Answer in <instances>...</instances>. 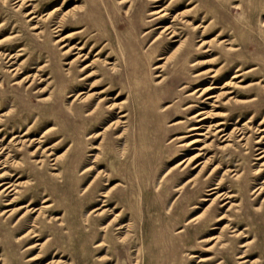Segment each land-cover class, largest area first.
Wrapping results in <instances>:
<instances>
[{
	"label": "rangeland",
	"instance_id": "obj_1",
	"mask_svg": "<svg viewBox=\"0 0 264 264\" xmlns=\"http://www.w3.org/2000/svg\"><path fill=\"white\" fill-rule=\"evenodd\" d=\"M168 4L166 23L187 4L194 6L187 19L193 23L213 20V26L204 37L201 29L192 32L190 25L175 21V27L183 31L179 41L184 39L189 46L176 65L167 62L166 80L160 85V77L155 74L162 71L154 67L179 41L169 43L166 37L158 36L160 29H153L155 24L147 22L151 18L148 12L154 8L148 0H0V54L9 55H0V173L11 174L4 181L17 184L19 175L18 181L24 183L18 186V192L16 185L15 193L2 192L0 187V264L37 262L28 258L38 248L25 249V239L17 242L26 226L22 224L17 230V219L21 216L23 223L31 221L35 212L24 213L19 207L31 202L29 208L36 209L45 204L41 203L45 196L52 205L35 218L40 234L36 243L50 236L55 244L46 248L40 264L52 258L58 260L57 264H99L98 255L110 258L105 264H133L136 259L137 264H195L198 257L191 254L214 255L207 264H238L242 260L248 261L239 264H264V189L251 194L253 188L261 184L264 187V157L254 159L264 149V24L260 22L264 18V0L159 3ZM28 11L33 13L26 15ZM64 13V28L54 33L53 26ZM80 29L83 32L72 34ZM219 32L221 37L210 45L212 51L202 52L205 47L196 49L197 39H210ZM67 33L75 36L67 41L77 46L97 33V39L81 51L86 56L83 61V57L72 54L76 50L62 53L64 49L54 43ZM225 38L237 49L228 50V45L221 42ZM18 48L22 50L17 51ZM18 53L22 55L17 56ZM194 61L199 64L192 68L189 65ZM86 64L89 66L81 69ZM111 64H115V72L110 70ZM15 67L20 68L16 73L11 70ZM238 68L240 71H236ZM91 71L95 75H88ZM198 71L203 75L194 77ZM235 73H239L238 78L230 79ZM27 74H33V79L15 84ZM230 80L236 84H228ZM91 85L94 87L90 91ZM210 85L215 87L200 95V91L190 94ZM107 87L108 93H99L108 98L100 115L110 119L103 123L85 115L98 97L86 107L75 96L80 92L98 95ZM117 93L119 96L113 99ZM109 103L128 111L124 131L122 127H110L102 132L117 118L109 116ZM208 110L211 114L203 121H196L203 114L192 117ZM174 121L180 123L170 125ZM219 121L225 124L221 125L224 133L233 127L239 131L230 140L222 141L224 137L219 139L221 133L214 129ZM194 125L199 129L189 130ZM93 132L102 135L94 136ZM121 132L122 137L116 138ZM177 135L183 138L173 139ZM102 136V152L95 158L91 146ZM27 139L33 141L28 144ZM257 139L262 141L254 143ZM20 140L26 141L18 149ZM224 144L228 145L222 147ZM36 146L40 148L30 155ZM44 147H48L45 153L41 152ZM55 156L60 158L53 165ZM34 158L43 161L35 164L31 161ZM188 158L187 164L178 165ZM202 162L205 164L200 169ZM232 169L239 174L237 177L232 175L235 171L230 172ZM99 170L108 174L109 181L97 174ZM190 178L194 182L185 183ZM219 178V191H231L235 196L209 204L214 194L205 195L206 190L216 185ZM106 183H119V191L108 201L105 209L110 215L103 212L107 219L101 223L98 211L90 210L100 207L99 193L108 189ZM123 198L129 208L122 212L121 223H127L130 215L138 223L133 236L139 252L130 245L110 248L108 252L93 250L92 240L96 239L98 228L112 219L115 200ZM225 201L232 203L228 211V204L221 206ZM236 203L238 209L233 206ZM205 206L208 210L202 216ZM121 209L119 206L116 212ZM209 213L202 233L192 222L186 223ZM47 216L52 219L48 221ZM85 219L91 222L89 227L83 224ZM220 229L221 237L215 243L205 239L218 235ZM117 231L105 235L106 242L116 241ZM123 232L124 229L120 235ZM101 237L102 233L98 239ZM128 239L131 241L132 235ZM248 239L253 241L239 247ZM222 243L227 252L221 249ZM243 251L244 258L237 259L236 255Z\"/></svg>",
	"mask_w": 264,
	"mask_h": 264
},
{
	"label": "bare ground",
	"instance_id": "obj_2",
	"mask_svg": "<svg viewBox=\"0 0 264 264\" xmlns=\"http://www.w3.org/2000/svg\"><path fill=\"white\" fill-rule=\"evenodd\" d=\"M149 1V3H152L153 4V6L152 7H154L151 11H149L148 12V15H150V17L151 18H149L148 20H147V22H149V23H152V24H155V27L153 28V29H160V31L158 32V36L160 37V36H163V37H166V39H168V41H169V43H172V42H175V41H179V39L182 37V32L183 31H179L178 29H177V27H175V21H180V23H182V24H185V25H187V26H189L190 27V30L192 31V32H198L200 29H201V32H200V35H202V36H204V35H207V33H208V31L212 28V26H213V20H210L209 22H206V20L205 19H201V22L200 23H193V22H191L189 19H187L186 17H189V15L193 12V8H194V6L193 5H190V6H187V4H186V7L184 8V9H182V10H180V11H177L174 15H172L171 17V20H170V23H166L165 21L167 20V18H168V16H169V13H168V10H169V4L168 5H164V6H162V5H159V3L161 2V1H163V0H148ZM237 1V0H236ZM22 2L23 1H21L20 3H19V5L20 4H22ZM137 2H138V0H137ZM188 3H191V2H188ZM189 5V4H188ZM182 7V6H181ZM57 9V8H56ZM127 10H128V8H127ZM33 13V11H28V13L26 14V15H30V14H32ZM50 13V12H49ZM69 13H71V14H73V12L72 11H69ZM49 15V14H48ZM47 15V16H48ZM67 14H63L61 17H60V19L57 21V23H55V25L53 26V32L54 33H57V32H59V31H61L63 28H64V23H63V20H65V16H66ZM260 22H261V24L263 25L264 24V18L262 17V19H260ZM142 27V25L140 24L139 25V28H141ZM34 28H35V26H34ZM80 32H83V29H80V30H77V31H74V32H72V34H77V33H80ZM58 35L59 34H55V37H58ZM211 35V34H210ZM157 36V37H158ZM14 36H10L9 38H13ZM81 37V36H80ZM205 37V36H204ZM221 37V32H219V33H216V35H214L213 37H211L210 39H204V38H202V39H197L196 41H198L199 42V44H198V46L196 47V49H200V48H203V47H205V49H203V51L202 52H209V51H212V49L210 48V45H211V43L213 42V41H218V39ZM68 38H70V40H71V38H75V36L73 37V35H71V33H67V34H63V35H61V36H59L57 39H55V41H54V43H57V45H59V48H61V49H64L63 50V52L62 53H66V52H69V53H71V52H73V50H76L74 53H72V54H76V57H83L80 61H83L84 59H85V55L82 53L81 54V51L84 49V47L88 44V43H90L91 41H94V40H96L97 39V33L95 34V35H91V36H89L85 41H84V43L82 44V45H76L75 43L74 44H70V42H68L67 40H68ZM229 38H225V39H223V40H221V42H224L225 44H227L228 45V50H230V51H234V50H236L237 48H234V47H232V44H231V41H229L228 40ZM67 41V42H66ZM154 41V40H153ZM77 43H79V42H77ZM188 43L186 44V43H184V39L183 40H181V41H179V43H178V45L173 49V51L170 53V54H168V55H166V56H164V57H162V59L164 60L160 65H157V66H155L154 68H156V69H158V68H160V71H162V73L160 74V73H156L155 74V76L156 77H160V79L158 80V83L161 85V84H163V82L166 80V78H165V76H164V72H166V65H167V62H173L174 63V65H176L177 64V62L181 59V56H183V54L187 51V48H188ZM1 50V49H0ZM20 50H22V48H18V50L17 51H20ZM100 50L101 49H99L96 53H95V55L97 54V53H99L100 52ZM2 57H4V58H6L7 56H9L8 54H4V53H2V54H0ZM19 55H22L21 53H18L17 54V56H19ZM210 55V54H209ZM75 57V58H76ZM173 57H176L175 58V60L173 61L172 60V58ZM11 58V57H10ZM74 58V59H75ZM161 59V58H160ZM73 60H71V61H69V62H67L66 64H70L71 62H72ZM200 61V60H199ZM199 61H194V62H192V63H190V67H195L196 65H198L199 64ZM92 63V62H91ZM106 63H109V62H106ZM200 63H202V62H200ZM89 66V64H86V65H84V66H82V68L81 69H85V67H88ZM11 70H13V71H15V73H16V70H17V72L20 70V68H12ZM110 70L112 71V72H115V64H111V67H110ZM225 71V70H224ZM236 71H240V68H238V69H236ZM226 73V72H225ZM95 75V72L94 71H91V72H89L88 73V75ZM201 75H203V72L202 71H198V72H196L195 74H194V77H197V76H201ZM223 75V74H222ZM239 75V73H235V74H232L231 75V78L230 79H234V78H236L237 76ZM213 76V75H212ZM212 76H210V77H212ZM33 74L32 75H29V74H27V75H25V76H23L22 78H20V79H18L16 82H15V84H19V83H21V82H26V81H28L30 78H32L33 79ZM221 78V77H220ZM219 78V79H220ZM238 78V77H237ZM31 79V80H32ZM217 79V78H216ZM221 80V79H220ZM102 81H104L103 79H102ZM212 81H214V80H212ZM32 82V81H31ZM30 82V83H31ZM220 82V81H219ZM227 82H225V84H226ZM243 83V82H242ZM228 84H236V82H234V81H228ZM94 87V85L92 86H90V88H89V90L91 91V89ZM185 86H182V88H184ZM215 87V85H210V86H205L204 88H198V89H195L193 92H191L190 94H193L194 92H197V91H200V93H199V95L200 94H202V93H204V92H206V91H208L209 89H212V88H214ZM110 90H109V88L107 87V88H104V89H102V90H100L98 93H96V94H98V95H95V94H93V92H90V93H83V92H80L79 94H77L76 96H75V98L76 99H79L80 100V102H84V103H86V104H84L86 107H89L90 105H91V103H92V101L96 98V97H98V100H97V102L95 103V105H94V107L93 108H91V109H89V110H87V113L85 114V115H87V116H91L90 118L91 119H99V120H101L103 123H105V122H108L109 121V119L110 118H103V117H101V115H100V111H101V108L103 107V104H105L106 103V101H107V99L108 98H105V96L103 97V96H100L101 94H99V93H104V92H106V93H108ZM83 93V94H82ZM68 96H70V95H68ZM96 96V97H95ZM119 96V94L117 93L116 95H114V98L113 99H116L117 97ZM210 97H212V95H209L208 96V98H210ZM214 97H216V96H214ZM245 99V98H244ZM207 100V99H206ZM228 100V99H227ZM209 103V102H208ZM166 107H170V105H168V106H166ZM189 107H191V105H189V106H187V107H184V109L185 108H189ZM106 108L107 109H109V110H111V112H110V115L109 116H113V115H116V119H114V120H112V121H110L104 128H103V130H102V132L103 131H105L106 129H108V128H116V127H122L123 128V131L125 130V128H126V122H127V117H128V111H124V110H121V106L119 105V104H115V103H109L107 106H106ZM114 108H117L118 109V111L115 113L114 112ZM103 109V108H102ZM204 115V116H202V117H200V118H198L196 121H198V122H200V121H203V119H205L206 117H208L209 116V114H211V113H209V110H208V112H197V113H195L194 115H192V117H194V116H197V115ZM188 119H191V118H188ZM229 120V119H228ZM247 121H249V120H247ZM183 122V121H182ZM206 122V121H205ZM213 122V121H212ZM178 123H180V121H174L173 123H171L170 125H176V124H178ZM202 123V122H201ZM263 123V122H262ZM221 125H225L224 124V122L223 121H219L217 124H215L214 126V129H215V132L216 133H221L220 135H219V139H221V138H223L222 139V141H226V140H230L231 139V136H232V134L235 132V131H239V130H237L236 129V127L234 128H232L230 131H228V132H226V133H224V131H225V129H223V127H221ZM252 128H254V127H252ZM197 129H199V126H197V125H194V126H192V127H189V130H197ZM100 132V131H99ZM96 133V132H93L94 133V136H101L102 134L101 133ZM25 133V132H24ZM122 134H123V132H121V133H119V134H117L115 137L116 138H121L122 137ZM198 135H204V133H201V132H199V134ZM217 135V134H216ZM263 137V136H262ZM102 138H103V136L101 137V139H100V141L97 143V144H94V145H92L91 147V149H93L94 150V157L96 158V157H98V155H100L101 154V152H102V144H101V140H102ZM180 138H183V136H181V135H177V137H175V138H173V139H180ZM218 139V140H219ZM263 139V138H262ZM26 140H20V142H19V146H18V149H20L21 148V146H22V144L25 142ZM33 140L31 139V140H28L27 139V143L28 144H30L31 142H32ZM262 140L261 139H257L254 143H260ZM245 144H246V142L244 143V145L243 146H245ZM226 145H228V144H224L222 147H225ZM38 148H40V147H38V146H36V148L34 149V150H32L31 152H30V155H33V153L38 149ZM47 148L48 147H44L42 150H41V152H46L47 151ZM247 148V147H246ZM0 150H1V148H0ZM251 150L253 151V147L251 148ZM3 152V151H2ZM262 153H264V149L263 150H260V152H258L257 154H255V155H258V156H256L254 159H262L263 157H264V155H262ZM7 154V153H6ZM48 155H51L50 153H48ZM58 158H60V157H58V156H55V157H53L52 158V160L54 161L53 162V165H55V162L58 160ZM206 160H208V158H206L204 161H206ZM33 163H35V164H40L43 160L42 159H36V158H34L33 160H31ZM190 161V159L188 158V159H186V160H183V161H181V162H178V165H181L182 163H184V162H186L185 164H187L188 162ZM264 162V161H263ZM4 162H2V164H3ZM17 164H19V162L17 161ZM202 165H201V167H200V169L203 167V165L205 164V162H202L201 163ZM21 165V164H20ZM198 165H200V164H198ZM215 167H216V165L212 168V170H214L215 169ZM53 169H57V168H55V167H53ZM199 169V170H200ZM257 169V168H256ZM235 171V169H232V170H230V172H234ZM104 170H99L98 172H97V174H102L103 176H105L106 177V181H109V177H108V174L105 172ZM224 172H225V170H224ZM96 174V175H97ZM56 176H57V173L55 174ZM233 176H235V177H237L239 174H237V171H235L233 174H232ZM11 176V174L10 175H7L5 172H2V173H0V177H2L1 178V181H3L2 183H0V187H2V192H11V191H14V193L16 192V185H17V192H18V186H20V185H24V183L23 182H21V181H18V179H19V175H17V184H15L14 182H10L9 180L8 181H4L5 179H7V178H9ZM121 182H123L122 180H121ZM189 182H194V178H190V179H188V180H186V182L185 183H189ZM262 182H264V180L262 181ZM107 185H109V183H106ZM119 183H114L113 185H109V187H108V189L106 190V191H102L101 193H99V195H100V197L102 198V199H98V200H100L101 201V205H100V207H93V208H91V210H90V212H95V211H98V215H99V218H98V220L99 221H101V223H103V221L105 220V219H107V216L106 215H110L109 213H108V211H107V209H105V207L107 206V204H109L108 203V201L110 200V198H112L113 196H115V195H117L118 194V185ZM183 185V184H182ZM181 185V186H182ZM180 186V187H181ZM221 186H222V181H221V178H219L218 179V182L216 183V185H214V186H211V187H209L206 191H208L207 192V194H205V195H213L214 194V196L210 199V203L209 204H211V203H213V202H215L216 200H218L219 198H221V199H226V198H230V200H232V198H233V196H235V194L234 193H231V191H223V192H220L219 191V189H221ZM179 187V188H180ZM264 189V187H263V185L261 184V185H259L256 189L255 188H253L252 189V192H251V194H253V193H255V192H257V194H259V193H261L262 192V190ZM127 191V190H126ZM90 191H88V192H86L83 196H85L86 194H88ZM125 193V192H124ZM50 200V198L48 197V196H45V197H43L42 198V201H41V203H45V204H41V206H39L38 208H36V209H33V207H31V208H29V206H30V204H31V202H28L27 204H26V206L24 205V206H20L19 208H23L25 211H24V213L25 212H27V211H32V212H35V216H34V218H32L31 219V221H28V222H26V223H23L22 221H21V216L17 219V230L18 229H20L21 228V226H22V224H26V226H25V230L23 229L21 232H23L24 231V233L23 234H21L20 233V235L17 237V242H21L23 239H25V241H26V243L25 244H28L27 246H26V248L25 249H27V248H32V247H34V248H38V252L35 254V255H33L32 257H31V253L33 252H30V257L28 258V260H37V262H32V264L33 263H35V264H40V261L41 260H43V258H44V253H45V250H46V248L48 247V246H50V245H52V244H55V241H54V238L53 237H50V236H48L42 243H36L37 242V240H39V238L37 237V236H39L40 234H39V230L37 229V224H38V222L36 221V217H37V215H39V214H42V211H44V209L45 208H47V207H49V206H51L52 204H49V203H47L48 201ZM123 200H124V202H123ZM203 200H208V198H203ZM264 200V197H263V199H262V201ZM231 201H225V202H223L222 204H221V206L223 205V206H225L226 204H228V207L226 208V211H228L229 209H230V207L232 206V203H230ZM47 203V204H46ZM119 206L121 207L122 206V209L120 210V211H118V212H116V209H118L119 208ZM233 206H235V208L236 209H238L239 208V206H238V204L236 203L235 205H233ZM92 207V206H91ZM19 208H17V210L19 209ZM89 208V207H88ZM104 208V209H103ZM129 208V204H127V202H126V200H125V198H123V199H117V200H115V202H114V204H113V207L111 208V212L112 213H114V215H113V217H112V219H110L106 224H104V225H101L100 226V228H98V232L96 233V235L94 236L96 239H93L92 241V243L94 244V249L93 250H98V251H109L110 250V248H111V250H113V249H120L121 247H124V246H129L130 245V247H134L136 250V252L138 253L139 252V250H140V248L137 246V244H136V238H135V236H133L134 234H133V232L136 230V227H137V224L138 223H136L135 224V222H134V218L133 217H131V215H130V217H128V222L127 223H125V224H122L121 223V221L122 220H124L123 219V214H122V212L124 211V210H126V209H128ZM207 206H205V208H204V212L202 213V216H203V214H205V212H207ZM103 212H106L105 214H103ZM209 215L211 216V213H209L208 214V216L207 217H201V216H195V217H193V218H191L190 220H188L186 223H189V222H192L193 224H195L196 226H195V228H196V230H197V232H204V224H205V222L207 221V219L209 218ZM48 217V221H50V219H52L51 217H49V216H47ZM201 217V218H200ZM223 217V214L221 215V216H219L217 219H221ZM54 219H59V217H56V218H54ZM83 224L86 226V227H89L90 225H91V222H88V220L87 219H85V221L83 222ZM115 227V228H114ZM194 228V229H195ZM115 229H117L118 231H117V233H119L118 235H117V240L116 241H111V240H109L108 242H106L107 240L105 239V235H109L110 233H111V231L112 230H115ZM122 229H124V234L123 235H120V233H121V230ZM222 229V228H221ZM221 229H220V232H219V234L218 235H216V236H209L208 238L206 237L205 239H211V241H213L214 240V242L213 243H215V241H217V240H219V238L221 237ZM244 230H246V228H244ZM180 231H182L181 229H180ZM234 232H235V235H238L239 234V232H236V231H238V230H233ZM240 231V230H239ZM102 233V237L100 238V239H98V237H99V235ZM242 234H243V236L242 237H244V232H242ZM130 235H132V237H133V239L130 241L128 238H129V236ZM144 235V234H143ZM37 237V238H36ZM34 238H36L35 240H34ZM41 239V238H40ZM200 241H203V240H200ZM199 241V242H200ZM253 241V239H248V241H244V242H242V243H240L239 244V247H245V246H247L249 243H251ZM108 243H110V245L108 246ZM190 243L192 244V243H194V242H191V240H190ZM213 243H211L212 245H213ZM44 244H46V245H44ZM212 245H210L209 247H211ZM129 248V247H128ZM221 249H223V251L224 252H227V247H226V244L225 243H222L221 244ZM42 253V254H41ZM56 253V252H55ZM54 253V254H55ZM243 253H244V251L243 252H239V255H236V258L237 259H242V258H244V256H243ZM39 254H41V256H39ZM19 256L20 257H24V255L23 254H19ZM191 257H198L197 259V261H196V263L195 264H207V260H209V259H211V258H213L214 257V255L213 256H208V257H199V256H195L194 254H191L190 255ZM48 257V256H47ZM1 259V258H0ZM99 264H105V263H107L108 261H110V258H102L100 255H98L97 256V260H96ZM135 262L133 263V264H137V259L136 260H134ZM248 260H242V261H240V262H238V264L239 263H245V262H247ZM39 262V263H38ZM57 262H58V260L57 259H50L48 262H46V263H41V264H57ZM220 263V262H219ZM219 263H217V264H219ZM249 264H251L252 263V261L251 262H248ZM21 264H22V262H21ZM67 264H71V262H67Z\"/></svg>",
	"mask_w": 264,
	"mask_h": 264
}]
</instances>
